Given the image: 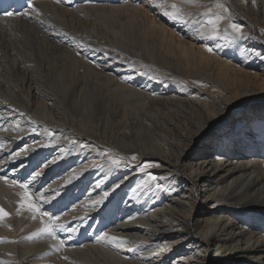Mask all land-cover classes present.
I'll use <instances>...</instances> for the list:
<instances>
[{
    "label": "bare ground",
    "instance_id": "6f19581e",
    "mask_svg": "<svg viewBox=\"0 0 264 264\" xmlns=\"http://www.w3.org/2000/svg\"><path fill=\"white\" fill-rule=\"evenodd\" d=\"M31 2L23 17L26 0H0V261L264 264V0ZM173 4L187 23L164 15ZM133 154L153 166L111 163ZM13 181L55 197V237L17 214Z\"/></svg>",
    "mask_w": 264,
    "mask_h": 264
},
{
    "label": "snow or ice",
    "instance_id": "6c2138e0",
    "mask_svg": "<svg viewBox=\"0 0 264 264\" xmlns=\"http://www.w3.org/2000/svg\"><path fill=\"white\" fill-rule=\"evenodd\" d=\"M25 6L28 8L29 11L20 13V15H22L23 17H29L31 13L39 14L38 9L31 2V0H26ZM171 7H172V11H165L164 15L168 16L175 22L187 23L184 16L181 14V10L178 9L175 4H173ZM217 7H220V5L217 4ZM209 12H211V10H209ZM5 15L7 17H12L13 15H15V13L6 12ZM205 15H207V13ZM224 19L225 17L223 15H212L207 19L206 23L211 27V30L213 32H218L219 24ZM230 27L236 33L242 32V29L235 23L230 24ZM207 50L209 52L212 51L211 48ZM21 115H23V113ZM45 131H47L49 135L53 134L48 129H46ZM72 143H75V141H72ZM104 154L107 155V153H104ZM110 159H111L112 165H115L116 167H120L122 164L126 167H139V171L142 173L146 172L147 168H150L153 166L151 163H145L142 166L138 165L137 163H135L138 161V157L135 154L131 155L130 157L120 156V157H110ZM155 166L159 167L158 164ZM39 175L41 174L36 173L37 177ZM148 175H149L150 180L155 179V176H153L152 174L148 173ZM0 179H6V178H0ZM12 183L14 186H17L21 189V192L19 193L20 198L17 202V214H19L22 210H27L33 214L32 216L33 219H36L38 215L41 217H45V216L47 217L46 220L44 219L41 220L42 226L38 229L36 233H33V235L34 236L49 235V236L55 237L57 230H61L64 227L62 224L58 223V221L60 220V216L49 215L47 212L42 211V205L45 203H50L51 200L54 199L55 197L54 196L48 197L45 195L44 192H41V191H37L33 193L31 191V186L28 182L13 181ZM50 191H52L55 194H58L56 190L54 189ZM107 196H108V193L105 192L104 196L101 197V199L92 201V204L93 205L102 204L104 198H106ZM9 215L10 214L3 207H0V222L8 218ZM29 239H31V237H29ZM97 239L112 243L116 247H122L127 244L126 240L116 237V236L109 235L107 232L101 233L100 236L97 237ZM0 264H6V262L0 261Z\"/></svg>",
    "mask_w": 264,
    "mask_h": 264
},
{
    "label": "rangeland",
    "instance_id": "374dc122",
    "mask_svg": "<svg viewBox=\"0 0 264 264\" xmlns=\"http://www.w3.org/2000/svg\"><path fill=\"white\" fill-rule=\"evenodd\" d=\"M264 42V41H263ZM259 103V102H261V101H251L250 103H252V104H254V103ZM251 105V104H250ZM233 109H235V110H233L232 112L233 113H238V112H241V111H245V109H246V106L245 107H242L241 109H239V107H237V106H234V108ZM224 125L225 124H219V125H217L216 126V128H213V129H211L210 131H208L207 132V135L205 136V137H203L201 140H205L206 141V143H202V144H199V142H196V143H194V144H192L190 147V150L188 151V155H191L192 156V154L195 152V150H198L201 146H203V148H209L210 146H211V144L212 145H214V143H215V141L217 140L215 137H216V134H217V132H223L224 130L222 129V127H224ZM190 140L189 139H187V140H183V142L185 143V144H187V142H189ZM185 144H182V145H185ZM202 148V149H203ZM191 156H190V158H187V159H190L191 160ZM186 161H188V160H186ZM179 167L182 169V170H184V163H182L181 165H179ZM183 175H185V176H188L187 175V173L185 172V170L183 171ZM206 179H202V180H200V182L196 185V186H194V193H196L197 191H204V190H207L208 188H209V182H206L205 181ZM205 183H207L208 185H204ZM205 206L204 204H203V202H202V200H200V199H197L196 200V207H195V209H194V217L196 218L197 216H198V214H199V212H200V210L203 208V206ZM214 254H215V251H214V249H212L211 251H210V256H211V259H213V257H214Z\"/></svg>",
    "mask_w": 264,
    "mask_h": 264
}]
</instances>
